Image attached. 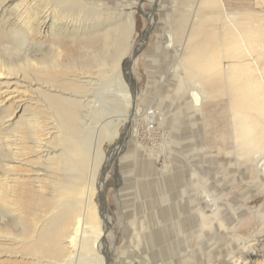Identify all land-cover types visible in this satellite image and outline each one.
Listing matches in <instances>:
<instances>
[{"label":"bare ground","instance_id":"1","mask_svg":"<svg viewBox=\"0 0 264 264\" xmlns=\"http://www.w3.org/2000/svg\"><path fill=\"white\" fill-rule=\"evenodd\" d=\"M3 1H0V4ZM58 1L59 5H62L59 11L32 6L25 7L23 12L19 9L21 14L19 13V17L16 16L14 22H11L14 28H10L8 33L5 31L8 38H10L11 30L20 31L21 34L18 33V37L23 34L26 40L31 38L32 43L36 45H41L42 42L38 38L49 32L61 46L60 44L59 47L53 46L54 48H51L48 54H42V57H37V54L26 49L29 52L23 58V64L13 63L12 65L6 61L0 63V108L1 104L15 98H17L15 100L18 104L17 109L24 105L29 107L34 104L36 96H29L28 90L33 89L35 84L40 85L41 82H36L37 79L32 78V81L23 85L24 88L21 90L18 85L20 82L16 81L17 85L14 86L12 85L14 81L10 79L13 71L20 73L21 69L23 71L27 66L29 69L35 68L34 71L40 74L43 81L47 82L45 85L42 81L44 84L41 83L38 88L46 87V91L42 94L45 95V103L51 116L49 119L53 120V122L44 121V123L36 120V122L30 121L32 125L28 124L27 132L18 130L21 126L16 129L15 134L23 137L28 136L27 133H29L27 138L31 139L29 142L31 145L22 141L21 148L17 146L18 143H15L18 148L15 147L14 150L13 147L11 148V154L14 156L4 164L5 172L0 177L1 199L6 195L4 200L10 199L8 203L13 207L12 211L19 214L25 213L26 206L42 205L43 209L38 212L40 214L32 212L37 220L33 223L31 221L32 224L27 227L20 222L22 218L18 217L19 223L24 226L21 231L18 229V233L14 231L5 233L0 229V237H6L9 241L8 243L0 242L7 246H0V259L21 257L34 261L29 262L30 264L44 262L46 264H109V250L105 243L111 235L108 232L111 218H107V212L104 211L106 208L99 206V210L97 209L96 189L98 187L101 189L98 186L99 181H102L101 176L107 169L106 161L103 160L105 157L104 143L112 146L114 140L118 139L119 142L117 141L113 150L115 153L119 151L120 143H123L126 137L125 132H128L125 130L129 128L130 123L135 120L136 116L145 115L138 110L135 103L136 92L131 88L130 81L125 79V74L130 76L133 72L132 62L134 60L125 59L134 44L137 20L132 7L123 10L118 4L107 3L104 0ZM248 2L259 3L262 7L256 11L260 14L253 16L251 13L253 8L247 4ZM195 8L197 12L192 18L195 22L200 14L201 18L194 27L200 29L201 33L196 36L193 30L188 33L184 31V34L181 33L184 38L183 45H178L177 42L181 40L178 39L179 31L177 32L174 27L167 24L163 28V44L167 49H172L178 54L184 72L196 85V91L188 95L192 103L191 109L196 114L202 113L204 103L208 100V96L211 97L209 93L213 88L210 89L208 86L216 83L215 77H221L225 85L223 91L227 93L228 104H230L226 111L229 113L226 115L229 114L231 118L229 126L235 137L232 142L239 147L238 154L252 164L250 168L253 174L264 182V0H246L243 4L241 0H195ZM241 8L249 9V12H242L244 9L241 10ZM152 16L151 27L156 23L153 21L154 15ZM150 30L151 28L148 32ZM67 39L68 43H66ZM196 41H201L203 45L194 49L191 45ZM135 55L136 51L132 57L134 58ZM90 56H93L94 60L91 63L86 60L78 65L74 61L77 57L85 60ZM124 60L127 61L126 67L122 66ZM78 67L85 69L86 72L97 68L95 69L98 71L97 81L102 82L101 86H94L92 77L90 80L81 81L68 74ZM60 85H68L79 91L88 90L91 94L83 95L82 98L85 100L69 98L63 96L61 92L55 93ZM181 86L183 87V80L180 81L179 89ZM74 104L88 105V117L92 118L91 122L87 123L88 125L85 123L87 119L79 115V110L74 107ZM110 112H116L118 117L115 118L116 116L113 115V120L111 118L106 121L103 117L109 115ZM15 116V113L11 114L10 118L8 117L9 119L2 123L4 128L5 125L13 123ZM81 118L85 119L84 123L80 121ZM60 128L61 131L67 128L69 131L63 132L76 138L77 142L73 146L60 148L61 152L57 153L58 149L49 144L52 138L57 139ZM59 133L62 134L60 131ZM83 133L84 135H81ZM18 135L14 136L15 141ZM95 143L97 152L94 154L92 145ZM8 144L14 145V142ZM25 150L33 153L31 155L35 158L33 161L30 159L31 156L24 157ZM227 161L229 164L232 163V160L227 159ZM24 166L28 169H22ZM55 167L61 170V173L53 172ZM95 177H98L97 181ZM48 178L53 179L54 183L51 194L45 191L44 183ZM196 188V185L192 188L185 185L184 198L180 199V197L178 200L179 206L181 208L184 206L183 217L189 216L187 225H181L180 228L184 226L188 242L194 245L190 249L180 248L177 259L184 261L186 257L187 259L191 257L195 259L194 264H213L217 255H213L212 251L221 253L223 252L221 248L225 247L226 253L221 255L224 263L246 264L239 262L234 254L230 255L231 247H233L230 234L225 232L222 226L212 228V222L205 220L207 215L201 207L202 202L197 196V199L193 197ZM203 190H205L203 197L205 202L217 208L214 213V218H216L220 211L217 195L205 187ZM196 200L197 203L194 204ZM176 201L172 202L176 203ZM169 209H172L171 202ZM242 210L238 209L236 214H240ZM178 212L181 214V211L178 210ZM252 213L254 217L255 213ZM174 214V212L170 213V222L174 225L182 224L183 217L182 220H178L175 219ZM137 239L138 241L142 239L141 233L137 234ZM243 247L252 251V256L259 258L264 250V243L253 245L251 239L246 240ZM187 249L191 251L187 252ZM204 249L209 251L204 253ZM141 253L139 256L143 257V252ZM209 256L212 262L204 261L203 258ZM123 262L125 264H148L144 258L142 261L137 258L133 261L123 259ZM13 264L22 263L14 262Z\"/></svg>","mask_w":264,"mask_h":264},{"label":"rangeland","instance_id":"2","mask_svg":"<svg viewBox=\"0 0 264 264\" xmlns=\"http://www.w3.org/2000/svg\"><path fill=\"white\" fill-rule=\"evenodd\" d=\"M104 1L118 4L123 10L132 7L134 11V16L137 20L134 44L125 59L131 58V61L134 60L132 62L133 72L130 76L125 74V79L127 78L126 80L130 81L131 88L136 92L135 103L138 110L145 114L144 118L136 116L135 120L130 123L129 128L125 130L128 132H125L126 137L123 143H120L121 149L119 151L115 153L113 150L114 145L119 142L118 139L114 140L112 146L107 143L103 145L105 152L103 160L106 161L107 169L101 176L102 181H99L98 186L101 189H98L99 187L96 189V204L98 210L99 206L106 208L104 211L107 212V218H111L108 231L111 235L105 243L106 248L109 250V264H121L123 259L133 261L135 258L140 261L144 258V261L148 264L195 263V259L191 257L189 259L186 257L184 261L177 259L180 248L190 249L194 245L188 242L184 228L187 225L189 216L183 217L185 213L183 210L184 206L181 208L178 201L180 197V199L184 198L183 188L185 185L190 188L197 186L193 197L195 199L199 198L202 202L201 207L207 215L205 220L212 222V228L222 226L225 232L230 234L232 238L231 244L233 245L230 255L234 254L236 259H239V262L246 264H264V250L261 253V257L258 258L251 255L252 251L243 247L246 240L251 239L253 245L264 243V182L259 178L257 179V176L251 170L252 164L238 154L239 147H236L232 142L235 137L229 126L230 115H226L229 113L226 111L230 104H228L227 93L225 90L223 91L225 85L220 79L221 77H215L214 79H217L216 83L213 86H208L210 89L213 88L209 93L211 97L208 96V100L204 103L205 106L202 113L196 114L191 109L192 103L190 102V96L188 97L190 92L193 94L196 91V85L191 82L184 72L178 54L172 49H167L164 46L165 44H163V28L167 24L174 27L177 32L179 31L178 36H180L178 39L181 40L177 42L178 45H183L184 42L181 33H188L192 30L196 36L201 33L200 29L194 27L198 23L199 18H201V14L197 22L192 18L197 12L195 0H154L156 2L153 0ZM244 2L246 0H241V4ZM247 4H250L251 8H253L251 12L253 16L260 14L256 11L262 7L259 3L248 2ZM57 5H59L58 0H4L0 4V63L6 61L12 63V65L23 64V58L29 52L26 49L37 54V57H42V54H48L51 48L60 44L56 42V38L49 32L46 34L47 36L44 35L38 38L42 42L41 45L33 44L31 38L26 40L23 34L19 38L17 34L20 31L11 30L10 38L5 34L6 32L8 33L10 28H14L11 22H14L16 16L19 17L25 7L32 6L52 11L57 9L59 11L62 5ZM19 9H22L21 12ZM248 10L244 9L242 12H249ZM151 14L154 15L153 21L156 22L153 27H151L153 17ZM149 28H151L150 32H148ZM68 42L69 40L67 39L66 43ZM200 42H194L191 45L192 48L201 47L203 44ZM32 45L34 46L30 48ZM207 46L213 47L212 45ZM135 51L136 55L133 58L132 55ZM125 60L122 66L126 67L127 61ZM74 61L79 65L84 61L91 63L94 60L93 56H90L85 60L77 57ZM25 67L26 71H24L25 69L23 71L21 69L20 73L16 70L13 71L14 73L10 78L14 81L12 85H17L15 82L19 81L22 85L20 83L18 85H20L22 90L25 84H29L28 82L32 81V78L39 79L35 81L44 84L43 82L45 81H43L39 73L34 71L35 68L29 69V67ZM95 69L93 68L92 71L90 69L86 72L85 69L78 67L75 68L74 72L71 71L68 74L81 81L90 80L92 77L94 86L99 87L102 82L99 81L98 83V71ZM182 80L183 87L181 86V89H179L180 81ZM46 84L47 82H45ZM40 85L35 84L33 89L28 90L29 96H36L35 101L37 102L34 101V104L29 107L24 105L22 108L17 109L18 104L15 101L17 98L1 104L0 177L5 172L4 164L14 156L11 154V148L13 147V150L15 147L18 148L17 146L21 148L22 141L28 142L26 144L29 146L31 145L29 143L31 139L27 138L29 133H27L28 136L26 137L15 134L17 127L21 126L18 130L27 132L29 125H32L30 121L53 122V120L49 119L51 116L45 103V95L42 94L46 91V87H41L42 91V89L38 88ZM58 89L55 93L59 94L61 92L63 96L76 98L77 100H85L82 96L91 94V91H79L68 85H60ZM222 93L223 95H220ZM77 105L74 104V107L78 108L79 115L87 119L86 122L84 118H81L82 120L80 121L86 124L91 122L92 118L89 119L88 117V105ZM14 113L16 116L13 123L5 125L6 127L4 128L2 123ZM111 115H115V118L118 117L116 112H110L109 115L107 114L103 118L106 121L111 120V118L113 120L114 116L112 117ZM25 121L27 122L25 123ZM58 130L62 134L58 131L57 139L52 138V142L49 144L58 149L57 153L61 152L60 148L73 146L77 142L76 138L63 132L66 130L68 132L67 128L63 131H61V128ZM15 135H18L16 137L17 141H15ZM81 135H84V133ZM9 142H14V145H9ZM15 143H18L17 146ZM95 146L96 143L92 145L94 154L97 152ZM25 152L24 157H30L33 154L30 150H25ZM92 158L94 159V157ZM30 159L33 161L35 158L31 156ZM227 159L232 160V163L229 164ZM41 166L44 167L45 165ZM23 168L28 169L25 166ZM91 169L90 173H92ZM52 171L61 173V170H57L56 167ZM50 179H46L47 181L44 183L45 191L49 194H51V190L54 187L53 179ZM95 180L97 181L98 177H95ZM204 187L217 195L218 209L220 211L216 218H214V213L217 208L212 205L209 206L203 198L205 196ZM4 197L1 199L0 196V229L4 230L5 233L12 231L18 233V229L21 231L24 228L23 224H25V227L27 225L30 226L33 221L37 220L32 212L38 213L43 209L42 205L26 206L25 209L27 210H25V213H21L24 216L23 218L21 214L12 211L13 207L8 203L10 199H6L8 200L7 202H3L6 201ZM172 201H176V203ZM170 202L172 209H169ZM195 203H197V200L194 201ZM238 209H243L240 214H236ZM178 210L181 211V214ZM26 211H29V215ZM171 212L175 213V219L182 220L181 218L183 217L185 221L183 220L182 224L174 225L169 219ZM252 212L255 213L254 217H252ZM179 214L180 216L178 217ZM18 217H20L19 219L22 218L21 221L18 220ZM226 217L227 219H225ZM19 221L23 224L19 223ZM181 225H184L183 228H180ZM138 233L142 235L140 241L137 239ZM0 242L8 243L9 241L6 237L1 236ZM5 245L0 244L1 247ZM221 249H223L221 253L212 251L213 255H217L213 264H226L223 262V256H221L226 253V248ZM127 250L128 252H125ZM189 251L187 249V252ZM207 251L209 250H203L204 253H207ZM141 252H143V257L139 256V254H142ZM183 254L186 253L183 252ZM38 256L40 257V254ZM203 259L204 261L212 262L210 256ZM14 262L30 264L34 261L21 257L18 259H0V264H13ZM38 264H46V262ZM122 264L125 263L123 262ZM228 264H233V262Z\"/></svg>","mask_w":264,"mask_h":264}]
</instances>
